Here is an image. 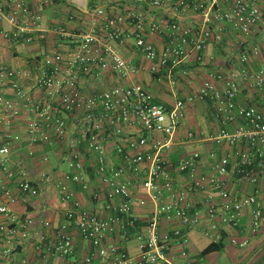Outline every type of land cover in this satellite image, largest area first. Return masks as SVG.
I'll return each instance as SVG.
<instances>
[{
    "label": "built area",
    "instance_id": "obj_1",
    "mask_svg": "<svg viewBox=\"0 0 264 264\" xmlns=\"http://www.w3.org/2000/svg\"><path fill=\"white\" fill-rule=\"evenodd\" d=\"M52 1L0 0V34L6 40L25 43L43 38L51 28L45 26L44 15ZM138 1L160 8L171 0ZM223 4L227 7L223 8ZM177 5H182V9L192 8L203 13L204 23L196 32L191 29L181 30L179 24H174L172 42L162 51H158L148 39L149 34L161 31L162 20L148 19L142 13L131 11L125 20H131L135 28L128 32L121 19L100 7L87 10L95 23L92 30L69 34L74 37L76 44L74 53L46 52L34 57L31 67L25 71L7 68L0 63V132L3 133L0 144V178L2 172H5L9 179V184L4 188L6 201L0 203V235L8 243L23 244L36 239L32 234L33 222L22 220L11 207V202L16 200L15 188L30 196H37L42 190L40 182L35 183L28 176L26 168L14 169L10 166L14 144L23 139L22 135L14 134L11 128L23 118L24 113L27 114L26 127L32 144H51L66 138L69 141L68 148L81 147L87 142L98 153L97 172L100 183L97 195L99 201H102V207L109 213L103 215L80 209L82 207L77 202L67 211L66 220L56 237L46 242L44 235H37V252L47 256L72 255L76 248L72 229H76L95 248L86 258L85 264H91L98 256L110 258L116 253H119L121 264L172 263L169 255L174 242L187 243L188 233L200 227L212 236L222 226H239L246 209L251 210L252 233H264V188L259 187L255 192L243 194L225 185L232 154L218 161L216 171L208 182L197 180L194 185L198 189L208 186L217 190L222 202L217 203L209 198L207 202L201 201L200 205L191 201V189L179 187L177 174L188 172L193 175L202 159L201 153L195 152L176 164L163 156L165 150L174 145V137L186 116L187 105L196 100L210 99L216 108L217 117L223 123L220 134L214 136V140L219 145L230 147L243 144L237 153L238 172L252 183L259 182L261 177L258 171L264 168V107L245 106L239 101L242 82H250L253 88L262 93L264 100V69L253 70L250 67L251 59L261 54L259 46H251L240 56L242 65L239 68L216 73V80L206 81L197 92L188 98L177 99L172 106L158 101L140 82L119 84L91 95L85 89L83 76L94 72L95 65L104 69L111 66L125 77L139 70L135 62L107 44L102 52L96 50V43L104 40L135 38L137 48L152 62V70L159 72L168 69L170 81L175 84L174 69L188 56L189 47L194 46L197 50L207 48L210 23H231L238 32L251 34L264 22V0H179ZM108 53H111L112 61L107 58ZM21 107L25 109L24 112ZM106 118L112 119L123 140L116 146V163L109 161L105 152L106 138L103 140L100 136L106 129L102 123ZM238 118L244 122L236 130L230 131L229 124ZM135 123L139 125L137 132L133 130L129 133L126 127H121H132ZM188 137H195V133L189 132ZM67 152L71 153V166L75 169L73 181L87 188L84 165L78 158V152ZM30 153L34 155V151ZM44 176L54 181L61 192L67 193L70 190L69 184L55 175L44 173ZM137 180L145 195L140 203L146 205L152 201L155 214L148 227L139 235L140 252L132 256L119 252L114 245H107L106 240L115 225H121V230L126 232L129 226L136 224L133 208L136 198L134 185ZM163 217L168 220L177 219L179 225L162 232ZM44 224L50 226L51 222L46 220ZM247 243L248 240H245L240 244L243 246ZM24 264L49 262L44 259L42 262L25 261Z\"/></svg>",
    "mask_w": 264,
    "mask_h": 264
},
{
    "label": "crops",
    "instance_id": "obj_2",
    "mask_svg": "<svg viewBox=\"0 0 264 264\" xmlns=\"http://www.w3.org/2000/svg\"><path fill=\"white\" fill-rule=\"evenodd\" d=\"M178 1L171 0L163 7L154 8L138 0H88V7L83 8L74 0H58L45 11V26H51V28L43 38L32 43H25L6 40L0 34V63L7 68L25 71L31 67L34 57L42 56L46 52L74 53L76 44L74 37L69 34L92 30L95 23L92 14L87 10H95L100 7L106 9L113 17L121 19L128 32H132L135 28L131 20H125L131 11L142 13L148 19L162 20L161 31L148 36L157 50L162 51L172 42L171 32L174 24H179L181 30L191 29L192 32H196L204 23L203 13L192 8L179 9L177 8ZM89 3L93 6L90 7ZM222 7L226 8L227 6L223 4ZM209 26V34L206 38L207 48L197 50L194 46L189 47L188 56L176 67L175 84L170 81L167 70L159 72L152 70V62L137 48L135 38L126 37L123 41L104 40L101 43H96L95 48L99 52H102L107 44L125 58L135 62L139 70L130 77H125L112 69L111 66L104 69L95 65L93 66L94 72L83 76L82 81L86 91L91 95L108 88H114L119 84L140 82L159 101L172 106L177 99L188 98L189 95L197 92L206 81L216 80L214 77L216 73L239 68L242 65L240 56L247 47L249 49L250 46L257 45L262 48L261 54L251 59L250 67L253 70L264 69V22L251 34H242L233 24L226 22L210 23ZM96 53L98 52L96 51ZM108 54L107 58L112 61L111 53ZM217 84L221 86L219 82ZM239 101L245 106L260 105L264 107L262 93L253 88L250 82H242ZM21 109L23 112L25 111L22 107ZM26 116L27 114L24 113L23 118L11 128L14 134L22 135L23 139L14 144L10 166L15 169L26 168L28 176L34 182H40L42 190L37 196H30L15 188L16 200L11 202V207L22 220L33 222L32 234L36 239L12 245L0 235V264H24L25 261L42 262L44 259L49 264H85L86 258L95 248L89 240L83 239L76 229H72L76 248L70 256H47L37 252L35 245L39 242L37 236L39 234L46 237V242L59 234V230L66 220L67 211L77 202L82 207L80 209L103 215L109 214L102 207V201H99L96 190L100 183V176L97 172L98 153L93 151L87 142H84L81 147L68 148L69 141L66 138L51 144H32L29 138V129L26 127ZM243 122L239 118L231 122L228 129L234 131ZM102 123L106 127L105 131L101 132L103 134L100 135L102 139L106 138L105 152L109 161L115 162L117 159L116 146L123 142L122 136L118 133L112 119L106 118ZM121 127H126L125 129L129 133H132L133 130L137 132L139 129V125L136 123L132 127L127 125H121ZM222 127L223 123L217 117L216 108L210 101L196 100L189 103L186 107V116L175 134L174 145L169 150H165L163 154L165 159L176 164L195 152L201 153L202 159L193 175L188 172L183 175L177 174L179 187L185 190L191 189L190 199L199 205L201 201L207 202L209 198H213L211 200L217 203L222 202V197L217 190L208 186L198 189L194 185L197 180L203 183L208 182L210 176L216 171L218 161L228 154H232L233 159L225 185L233 191L243 194L255 192L259 187L264 188L263 178L255 184L248 178L237 174V153L243 144H238L235 147L226 144L219 145L214 140V136L220 134ZM191 131L195 133L193 138L188 137V133ZM2 134L0 132V144ZM69 137L72 139V133L69 134ZM31 150L34 151V155L30 153ZM67 150L78 152V158L84 165L87 188L73 181L72 175L75 169L71 166V153ZM44 173L53 174L69 184L70 190L67 193L61 192L55 182L48 180ZM7 184H9V179L6 173L2 172L0 203L6 201L4 188ZM134 189L136 198L133 216H135V222H138V227L136 223L134 226H129L124 232L120 228L121 225H115L106 240L107 245H114L119 249V252H126L132 256L140 252L139 235L148 227L155 214V204L152 201H148L146 205L140 203V199L145 195L139 180L135 182ZM251 219V210L246 209L239 226H222L212 236L207 235L203 227L193 229L188 233L189 241L187 243L174 242L172 244V251L169 255L172 263L165 264H264V233H252ZM46 220H50V226H45ZM178 225L177 219L168 220L165 217L161 219L162 232H167ZM221 240L224 243L221 250L203 254V251L212 242ZM245 240H248V243L242 246L240 243ZM119 260V253H116L110 258L98 256L91 264H121Z\"/></svg>",
    "mask_w": 264,
    "mask_h": 264
},
{
    "label": "trees",
    "instance_id": "obj_3",
    "mask_svg": "<svg viewBox=\"0 0 264 264\" xmlns=\"http://www.w3.org/2000/svg\"><path fill=\"white\" fill-rule=\"evenodd\" d=\"M56 1H58V0H53L52 2H51V4L45 9V11L49 8V7H51L52 5H54L55 4V2ZM89 6L90 7H92L93 5L91 4V3H89ZM177 7H179V9H182V5L181 6H179V5H177ZM251 47V46H250ZM260 47V46H259ZM244 48V47H243ZM261 48V47H260ZM245 49V48H244ZM262 49V48H261ZM246 51H248V47L245 49V51H243V53L244 52H246ZM242 53V54H243ZM241 54V55H242ZM184 61V60H183ZM164 70H167L168 71V69H163L162 71H164ZM175 70H176V68L174 69V73H175ZM161 73H163V72H161ZM168 75V74H167ZM174 76V75H173ZM148 89V88H147ZM157 99V98H156ZM183 99H185V98H183ZM158 100V99H157ZM159 101V100H158ZM205 101H210V103L214 106V104L211 102V100L210 99H207V100H205ZM161 102V101H160ZM239 119V118H238ZM241 119V118H240ZM251 167H253V166H251ZM14 169H15V167H13ZM239 169V168H238ZM259 173H260V177L261 178H263L264 179V168H263V170L262 171H258ZM237 174L238 175H242L240 172H237ZM262 179V180H263ZM263 182H264V180H263ZM36 183V182H35ZM79 183V182H78ZM79 184H81V183H79ZM82 185V184H81ZM83 187V186H82ZM97 190V189H96ZM137 223V227H138V222H136ZM223 246H224V243L222 242V240L221 241H219V242H212L204 251H203V254H207V253H210V252H213V251H217V250H221L222 248H223ZM70 256V255H69Z\"/></svg>",
    "mask_w": 264,
    "mask_h": 264
},
{
    "label": "water",
    "instance_id": "obj_4",
    "mask_svg": "<svg viewBox=\"0 0 264 264\" xmlns=\"http://www.w3.org/2000/svg\"><path fill=\"white\" fill-rule=\"evenodd\" d=\"M74 2L83 8L88 7V0H74Z\"/></svg>",
    "mask_w": 264,
    "mask_h": 264
}]
</instances>
